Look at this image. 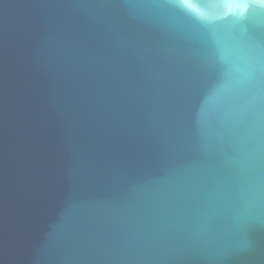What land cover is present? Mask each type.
<instances>
[{
	"label": "water",
	"instance_id": "1",
	"mask_svg": "<svg viewBox=\"0 0 264 264\" xmlns=\"http://www.w3.org/2000/svg\"><path fill=\"white\" fill-rule=\"evenodd\" d=\"M0 264H264V0H0Z\"/></svg>",
	"mask_w": 264,
	"mask_h": 264
}]
</instances>
